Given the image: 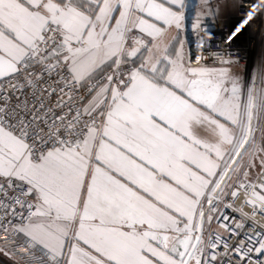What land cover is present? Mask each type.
Masks as SVG:
<instances>
[{
  "label": "snow or ice",
  "instance_id": "1",
  "mask_svg": "<svg viewBox=\"0 0 264 264\" xmlns=\"http://www.w3.org/2000/svg\"><path fill=\"white\" fill-rule=\"evenodd\" d=\"M227 7L0 0V264H264V0Z\"/></svg>",
  "mask_w": 264,
  "mask_h": 264
},
{
  "label": "built area",
  "instance_id": "2",
  "mask_svg": "<svg viewBox=\"0 0 264 264\" xmlns=\"http://www.w3.org/2000/svg\"><path fill=\"white\" fill-rule=\"evenodd\" d=\"M256 3H260V0H255ZM235 8L233 11H230L226 14L227 19L236 20L238 17H246L247 12L252 10L251 4L253 0H235ZM210 29L211 32L201 30L199 33L194 32L191 28L187 33V38L190 41H193L191 48L195 52L201 45V43L207 41L211 38L213 41H218L221 31L227 30V25L224 23V17H208L205 21V24L202 25L203 28ZM264 31V15H257L254 17L251 27L242 37V41L247 44L246 55L242 61L245 64L249 63L250 58H255L257 52V42L261 32ZM197 36L200 39H197ZM241 42H238V44ZM220 45L218 43H213L212 48H218ZM186 47H188L186 45ZM259 219V217H258ZM13 244H16V251H23L25 248L24 243L21 241L17 243L14 238H5V234L0 232V261L7 260V257L4 256V249L11 248ZM10 264V262H9Z\"/></svg>",
  "mask_w": 264,
  "mask_h": 264
},
{
  "label": "crops",
  "instance_id": "3",
  "mask_svg": "<svg viewBox=\"0 0 264 264\" xmlns=\"http://www.w3.org/2000/svg\"><path fill=\"white\" fill-rule=\"evenodd\" d=\"M218 2H219V3H224V2H226V3L228 4L227 9L225 10V11H226V14H227L228 12H230V11H233L234 8H235V5H236L235 0H212V3H213L214 5H215L216 3H218ZM198 3H199V0H189V4H190V5H198ZM189 15H190V21H189L188 31H189V29L191 28V26H190V24H191V16L194 15V10H190ZM209 17H210V16H209ZM188 31H187V33H188Z\"/></svg>",
  "mask_w": 264,
  "mask_h": 264
}]
</instances>
